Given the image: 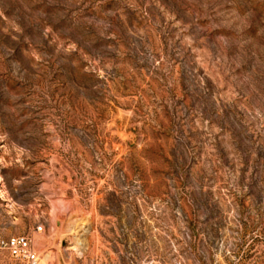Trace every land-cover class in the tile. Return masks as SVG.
Instances as JSON below:
<instances>
[{"label":"rangeland","instance_id":"1","mask_svg":"<svg viewBox=\"0 0 264 264\" xmlns=\"http://www.w3.org/2000/svg\"><path fill=\"white\" fill-rule=\"evenodd\" d=\"M0 231L39 264H264V0H0Z\"/></svg>","mask_w":264,"mask_h":264},{"label":"built area","instance_id":"2","mask_svg":"<svg viewBox=\"0 0 264 264\" xmlns=\"http://www.w3.org/2000/svg\"><path fill=\"white\" fill-rule=\"evenodd\" d=\"M36 232H42V226H38ZM0 249L5 250L10 257L23 264L40 263V256L33 236L10 235L5 237L0 231Z\"/></svg>","mask_w":264,"mask_h":264}]
</instances>
